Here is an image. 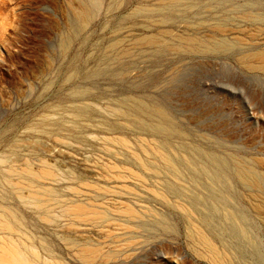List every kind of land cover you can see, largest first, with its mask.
I'll return each mask as SVG.
<instances>
[{"label": "rangeland", "instance_id": "rangeland-1", "mask_svg": "<svg viewBox=\"0 0 264 264\" xmlns=\"http://www.w3.org/2000/svg\"><path fill=\"white\" fill-rule=\"evenodd\" d=\"M158 1L0 0L2 247L35 264H264V70L241 58L264 53V21L230 10L249 0ZM189 36L233 46H174Z\"/></svg>", "mask_w": 264, "mask_h": 264}, {"label": "bare ground", "instance_id": "bare-ground-1", "mask_svg": "<svg viewBox=\"0 0 264 264\" xmlns=\"http://www.w3.org/2000/svg\"><path fill=\"white\" fill-rule=\"evenodd\" d=\"M177 2V0H159L158 1V4H156V7H158V9L160 11H163V10H166V9H170L172 8L173 6V3ZM256 6H258V2L256 0H249L247 2H245L244 4H234L233 6H231V11L233 12H237V13H241L244 15V17L246 18H249V19H252L253 21H256V20H259L258 22L261 24L262 21H264V13H258L256 12L254 9L256 8ZM155 9V8H154ZM84 14V13H82ZM86 14V13H85ZM258 16V17H256ZM86 18V17H85ZM230 18H222L221 21L222 22H218L217 24H214L212 26H209V28L213 29L215 28L217 31L219 30L220 32L224 31L225 29V26H226V21H228ZM252 22V21H251ZM205 24V23H204ZM227 29V28H226ZM161 30V29H160ZM158 30V31H160ZM163 30V29H162ZM161 30V31H162ZM168 32V31H167ZM172 33V32H171ZM224 34V33H223ZM160 36H152L150 35V38H148V41L152 44H159L160 42ZM184 37V36H183ZM164 39V38H163ZM146 40V39H145ZM177 40V39H176ZM176 46V48H185V50H190V51H202V52H225L229 49H231V47L233 46V42L232 40H228L226 38H212V39H203L201 37H185L183 38V40H180V42L177 44V45H174ZM180 50V49H179ZM243 57L242 58V61L245 65H247L248 68H251V69H262L264 70V53H248V54H244L242 55ZM256 62H258V64H256ZM137 108V107H136ZM122 111V110H121ZM118 112V111H117ZM125 113L130 117V115H132V113L130 111H125ZM154 114L156 115L157 118H159V120H164V119H167V114L162 111L161 109L159 108H155L154 110ZM155 130L161 132V133H167L168 130L166 127H162L159 123H156L155 124ZM117 138V137H116ZM116 140V139H114ZM124 140V139H123ZM143 143V142H142ZM152 147V146H151ZM163 153V152H162ZM140 156V155H139ZM162 156V155H161ZM164 162L165 164H167L169 167H171V169H173L172 173L174 176L176 177H180L182 172L180 171V169H178L176 167V165H174L172 163V160L170 159L169 156L167 155H164ZM248 167V166H247ZM26 169V168H25ZM48 170V169H47ZM26 174L27 175H30L31 177H37L38 176L40 178H42L43 176L41 174H38V172H34L33 169L31 170V168H27L26 170ZM46 177L48 176H51V173L52 171L48 170V171H44ZM129 173V172H128ZM133 173L134 175L138 174V173H134V172H131ZM202 175H204L208 180L209 182L211 183V185L213 186H216V187H222L224 189H229V186L230 184L225 180L224 178V171L221 170V168H218V167H213V168H205V169H202L201 171ZM252 173V172H251ZM250 173V171L248 169H245L243 167V165H239L238 167H236L235 170H233V176L234 177H237V178H240L244 183H247V184H255L257 185L256 183L259 181L258 180V177L257 176H252V174ZM53 174V173H52ZM112 175V174H111ZM122 176V175H121ZM118 177V176H117ZM195 177V174L191 176V178L193 179ZM114 178H116L114 176ZM123 178V176H122ZM126 179V178H125ZM239 179V180H240ZM42 180V179H41ZM122 181V180H121ZM124 181V180H123ZM130 181V180H129ZM130 184V183H129ZM182 184V183H181ZM259 186V185H257ZM104 187V186H103ZM118 187V186H117ZM255 187V186H254ZM97 188V187H96ZM99 188V187H98ZM124 189V188H123ZM126 190V189H124ZM128 190V189H127ZM129 191V190H128ZM163 193V192H162ZM124 194V193H123ZM108 196V195H107ZM121 196V195H120ZM125 204V203H124ZM78 206V209H77V214L76 213H73L75 215H77V217H80V220H82L81 218H86V214H89L88 212H86V209L84 207V205L82 204H79L77 205ZM132 206V205H131ZM130 205L128 206L127 205V208L125 210H121L122 212L125 211L127 213H129V215H136L137 213H135L136 210H134L133 207H131ZM257 206V205H256ZM41 207V206H40ZM76 207V206H75ZM121 207V206H120ZM257 208H260V206ZM65 210L66 209H74V208H64ZM92 209V208H91ZM122 209V208H121ZM89 210V209H88ZM98 210V209H97ZM95 210V211H97ZM120 210V209H119ZM68 211V210H67ZM74 211V210H73ZM99 211V210H98ZM72 212V211H70ZM94 212V211H91V213ZM100 212V211H99ZM137 212V211H136ZM95 213V212H94ZM92 216H95V215H92ZM91 216V217H92ZM103 217V215H101ZM100 216V217H101ZM127 216V215H126ZM138 216V215H137ZM101 217V218H102ZM130 217V216H129ZM90 218V216H89ZM106 218V217H105ZM132 218V217H131ZM2 219V218H1ZM11 221V220H10ZM10 221L4 217V219L1 222V229H5L7 231H12L13 230V227L10 223ZM12 222V221H11ZM15 225V224H14ZM120 225V224H119ZM127 226V225H126ZM198 227V226H197ZM127 228V227H126ZM199 230V229H198ZM196 231V230H195ZM197 232V231H196ZM197 234H199L197 232ZM201 234V233H200ZM203 235V234H202ZM201 236V235H199ZM204 237V235H203ZM202 237V238H203ZM1 238V237H0ZM196 238V237H195ZM198 238V237H197ZM9 238H7L8 240ZM199 239H201L199 237ZM204 241L203 243L206 244V246H208L213 252L215 253L217 250V247H216V244L211 241L209 239V237H205L203 238ZM202 240V239H201ZM1 241V240H0ZM4 241V240H2ZM1 241V242H2ZM12 241V240H10ZM6 242V241H5ZM4 243V242H3ZM6 244V243H5ZM10 244V243H9ZM13 244V243H12ZM15 244V243H14ZM13 244V245H14ZM11 245V244H10ZM202 245V244H201ZM8 246V245H7ZM17 246V245H16ZM11 247V246H10ZM207 247V248H208ZM208 248V249H209ZM205 249V248H204ZM86 250V249H85ZM207 250V249H206ZM209 251V250H208ZM207 251V252H208ZM33 253V252H32ZM35 253V251H34ZM37 253V252H36ZM82 253V252H81ZM207 254V253H206ZM36 255V254H35ZM38 255V254H37ZM225 255V254H224ZM28 256V255H27ZM210 256V254H209ZM208 256V257H209ZM214 256V255H213ZM217 256V255H216ZM29 257V256H28ZM26 257L25 253H24V250L23 249H20V247H15V246H12V249H7V248H4L2 247V245L0 244V261L3 263V264H35L34 261H32L30 259V257L28 258ZM37 257V256H36ZM39 257V256H38ZM37 257V258H38ZM207 257V258H208ZM212 257V256H211ZM223 257V256H222ZM215 258V256H214ZM220 258V257H219ZM210 259H213V258H210ZM216 259V258H215ZM220 260V259H219ZM48 261V260H47ZM46 261V262H47ZM216 261V260H215ZM225 261V260H224ZM46 262H44L45 264H47ZM212 262H214L212 260ZM220 262V261H219ZM218 262V263H219ZM222 262V260H221ZM226 262V261H225ZM58 263V262H57ZM53 264V263H52ZM217 264V263H216ZM223 264V263H222Z\"/></svg>", "mask_w": 264, "mask_h": 264}]
</instances>
